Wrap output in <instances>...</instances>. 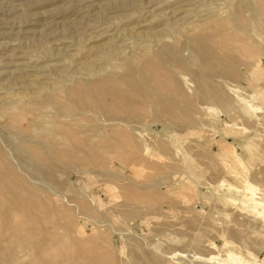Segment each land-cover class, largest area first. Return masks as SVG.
Here are the masks:
<instances>
[{
    "label": "rangeland",
    "instance_id": "obj_1",
    "mask_svg": "<svg viewBox=\"0 0 264 264\" xmlns=\"http://www.w3.org/2000/svg\"><path fill=\"white\" fill-rule=\"evenodd\" d=\"M0 264H264V0H0Z\"/></svg>",
    "mask_w": 264,
    "mask_h": 264
},
{
    "label": "bare ground",
    "instance_id": "obj_2",
    "mask_svg": "<svg viewBox=\"0 0 264 264\" xmlns=\"http://www.w3.org/2000/svg\"><path fill=\"white\" fill-rule=\"evenodd\" d=\"M236 15H237V13H236ZM219 75V74H218ZM210 77V76H209ZM209 79V78H208ZM215 94V93H214Z\"/></svg>",
    "mask_w": 264,
    "mask_h": 264
}]
</instances>
